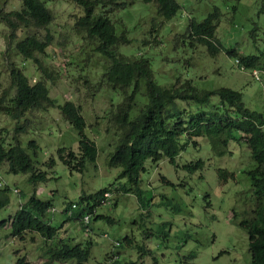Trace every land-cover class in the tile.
<instances>
[{
	"label": "rangeland",
	"instance_id": "obj_1",
	"mask_svg": "<svg viewBox=\"0 0 264 264\" xmlns=\"http://www.w3.org/2000/svg\"><path fill=\"white\" fill-rule=\"evenodd\" d=\"M134 1L132 6L113 13V19L119 24L118 32L121 33L120 26H125L132 40L131 45L118 47L121 54L149 58L155 80L163 86L169 87L180 79L182 82L191 80L199 90L224 88L241 92L245 106L264 118V69L256 70L261 74V81L257 80L255 70H242L224 53L213 58L206 48L192 47L189 40L182 37L191 21L202 22L219 9L222 15L217 38L221 44L260 54L264 51V15L258 16L256 0H177L182 10L161 29L162 43L158 46L144 44L147 39L153 41L152 20L156 7L140 0ZM47 7L55 18L49 30L41 31L40 35L44 37L50 32L54 38L42 58L57 77L55 83L48 82L51 98L58 105L73 102L81 107L87 134L98 147V159L95 165L89 163L83 173L72 172L59 161L58 149L66 147L77 152L78 131L66 124L57 109L31 113L28 117L31 125L29 134L23 137L24 147L28 142L36 141L40 148L37 156L39 167L48 172L50 180L35 187L28 184L27 176L11 174L7 165H1L0 182L12 191L11 204L0 212V222L14 215L36 194L40 200L52 204L51 215L48 216L62 233L57 238L68 240L73 245L92 243V258L88 264L115 262L113 250L117 251L122 264L125 261L136 264H251L249 235L233 219L235 211L252 216L256 207L250 203L253 198L247 176L256 165L244 141H232L230 154L219 158L213 156L209 140L199 138L196 140L199 146L191 144L181 153L177 160L179 168L168 160L158 164L146 162V172L141 175L140 183L146 209L139 206L133 193L122 195L117 188H112L115 192L112 199L119 201L117 208H99L97 215L92 217L90 229L85 227L81 230L77 220H67V210L71 204L78 203L81 196L125 183L124 180L118 181L122 170L111 169L107 164L109 152L113 149L111 141H115L106 132V115L112 101H119V95L111 98V91L105 86L93 96L92 87L101 79L105 60L95 55L93 48L75 34V21L83 14L82 9L70 0H52ZM0 9L20 11L21 0L0 2ZM256 28L255 43L252 32ZM27 34L28 31H20L18 40H23ZM14 46L8 29L0 23V88L3 89L10 85L9 63L19 65L31 84L42 79L34 62L24 63ZM139 99H143L142 96ZM212 103L218 104L219 99L213 98ZM192 108L194 111L199 109L195 105ZM14 128L15 122L0 114V141L8 142ZM236 138L240 139L241 134H236ZM28 152L34 158L33 152ZM51 158L58 163L49 172L42 166ZM198 161L205 163L202 171L190 174L184 169L185 165ZM220 171L232 174L233 178L225 182L219 177ZM98 214H108L120 225L97 220L95 216ZM8 228L0 230V264H18V260L24 257L33 264H44L38 258L43 239L28 233L20 240L9 236ZM126 238L133 240L132 248L116 245ZM194 255L195 259H191Z\"/></svg>",
	"mask_w": 264,
	"mask_h": 264
},
{
	"label": "trees",
	"instance_id": "obj_2",
	"mask_svg": "<svg viewBox=\"0 0 264 264\" xmlns=\"http://www.w3.org/2000/svg\"><path fill=\"white\" fill-rule=\"evenodd\" d=\"M6 0H0L5 2ZM82 9L78 16L74 31L95 55L105 60V68L101 79L92 87L93 96L104 90L111 91V98L119 95V101H112L106 115V132L112 135L113 149L109 152L107 164L111 169H121L117 184L102 189L95 194L81 196L78 203H73L67 210V220H77L80 224L87 215H97L99 208L118 206V200H113L117 192L133 193L142 209L147 203L144 191L140 188L141 175L146 172L145 164L152 161L158 164L162 160L177 168L178 158L193 144L199 146L197 139L207 138L211 145L213 156L223 158L230 154L229 145L232 141H244L251 153V159L256 167L247 173L251 182L252 200L255 204L253 213L238 214L234 212V221L244 229L250 238L251 264H264V118L261 114L248 109L243 101V94L231 89L199 90L191 80L177 82L169 87L156 82L152 64L149 58L142 56H125L118 51L120 46L132 44L128 30L124 26L118 32L119 24L113 19L115 11L132 6L133 0H70ZM146 5L156 7V15L152 20V39L145 40L146 46H158L162 43L161 29L172 22L182 10L177 0H140ZM52 0H21L20 11H0V23L9 32V39L15 45L16 53L25 62L33 61L42 74V79L31 84L24 71L15 63L8 61L10 85L7 89L0 88V114L15 122L12 138L6 142L0 141V165H7L8 171L14 175L27 176L28 184L35 187L46 184L50 178L44 168L53 170L57 160L51 158L43 164L37 159L40 151L36 141L28 142L24 147L23 137L29 134V115L35 111L57 109L66 124L78 131L79 150L77 152L66 147L58 149L59 161L72 172L83 173L89 163L96 164L98 147L87 134V123L81 107L73 102L58 105L51 98L49 83H55L54 71L42 58L53 43V36L48 32L44 37L41 31H48L54 21L53 12L48 9ZM258 16L264 15V0H256ZM236 8H234V11ZM221 11L215 9L202 22L191 21L187 33L182 37L189 40L192 47L206 48L208 54L217 58L224 53L234 59L242 70L264 69V51L260 54L252 50H240L239 47H224L217 38L221 26ZM28 31L23 40H18L20 31ZM256 28L252 32L254 42H257ZM88 84V79L86 78ZM142 96L143 99H139ZM219 99L213 104V98ZM144 98L146 102H144ZM139 100L142 103H139ZM184 105H179L178 103ZM199 109L194 111L192 106ZM241 134V138H236ZM31 150L34 158L29 154ZM205 163H189L184 166L190 174L204 169ZM43 170V171H42ZM220 179L225 182L233 175L220 171ZM165 181V180H164ZM111 194L107 198L106 195ZM113 194V195H112ZM11 190L8 186H0V212L11 204ZM117 195V194H116ZM121 197V195H118ZM255 200V201H254ZM52 204L40 200L36 194L29 198L8 221L9 235L20 240L28 233L37 234L43 239L39 258L44 264H88L92 258V245L89 243L73 245L68 240L59 239L60 229L53 226L48 214L51 215ZM71 209V210H70ZM76 212H73V211ZM97 220H105L111 225L120 222L108 214H98ZM7 222H0V228H5ZM89 227V226H88ZM149 237L154 234H147ZM133 247V240L126 238L116 245ZM126 244V246L124 245ZM146 254V251L143 250ZM118 254V253H117ZM122 255V254H121ZM147 255V254H146ZM145 255V256H146ZM120 256L113 264H122ZM195 259V255L191 257ZM18 264H33L27 258L19 259ZM125 264H136L133 261Z\"/></svg>",
	"mask_w": 264,
	"mask_h": 264
},
{
	"label": "clouds",
	"instance_id": "obj_3",
	"mask_svg": "<svg viewBox=\"0 0 264 264\" xmlns=\"http://www.w3.org/2000/svg\"><path fill=\"white\" fill-rule=\"evenodd\" d=\"M259 75H261L260 72L257 71V73H256V71H255V78H256L257 80H260V81H261V78H260ZM0 166H1V165H0ZM0 186H1V187H5V186L2 185L1 182H0ZM9 188H10V187H9ZM10 190H11V189H10ZM11 191H12V190H11ZM15 191H17V190H15ZM106 197H107V198L111 197V194H107ZM20 209H21V208H20ZM15 214H16V213H15ZM15 214H14V215H15ZM14 215L10 216L8 219L3 220L2 222H7V223H8V221L12 222V218H13ZM93 216H94V215H92V216H91V215H87L86 217H84V219H83V221H82L83 224H81L82 226L80 225V229H81V230H83V229L85 230V227L90 229V224H91V221H92V217H93ZM49 218L51 219V217H49ZM87 219H88V220H87ZM52 220H53V219H52ZM2 222H1V223H2ZM52 222H53V221H52ZM52 222H51V223H52ZM77 223L80 224V222H77ZM7 226L10 227L11 224L8 223ZM7 226H6L5 228H7ZM88 226H89V227H88ZM1 229H3V228H0V230H1ZM8 229H9V228H8ZM9 236H11V235H9ZM90 244L92 245L91 242H90ZM124 245L126 246V244H124ZM249 247H250V243H249ZM92 249H93V245H92ZM113 252H115V253H114V260H113V261H115V260H116V257H118L119 255L117 254V251H116V250H115V251L113 250ZM39 255H40V252H39ZM38 258H39V256H38ZM18 261H19V260H18ZM29 261H31V260H29ZM31 262H32V261H31ZM32 263H33V262H32ZM113 263H115V262H112L111 264H113Z\"/></svg>",
	"mask_w": 264,
	"mask_h": 264
},
{
	"label": "built area",
	"instance_id": "obj_4",
	"mask_svg": "<svg viewBox=\"0 0 264 264\" xmlns=\"http://www.w3.org/2000/svg\"><path fill=\"white\" fill-rule=\"evenodd\" d=\"M88 220V219H87Z\"/></svg>",
	"mask_w": 264,
	"mask_h": 264
}]
</instances>
